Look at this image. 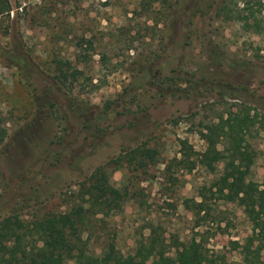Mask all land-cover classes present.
I'll return each mask as SVG.
<instances>
[{
    "label": "rangeland",
    "instance_id": "374dc122",
    "mask_svg": "<svg viewBox=\"0 0 264 264\" xmlns=\"http://www.w3.org/2000/svg\"><path fill=\"white\" fill-rule=\"evenodd\" d=\"M8 2L9 15H0V115L7 129L0 220L17 214L26 226L78 205L88 209L78 183L145 143L157 152L154 163L111 173L122 198L86 213L80 249L99 255L114 243L126 256L153 236L172 256L173 244L195 239L221 264H244L252 223L242 207L208 192L222 163L212 172L201 166V132L230 111L253 119L244 145L249 179L264 197V33L217 15L221 0ZM81 37L94 50L77 49ZM55 58L82 71L71 92L52 78ZM37 238L21 244L30 248Z\"/></svg>",
    "mask_w": 264,
    "mask_h": 264
},
{
    "label": "trees",
    "instance_id": "16d2710c",
    "mask_svg": "<svg viewBox=\"0 0 264 264\" xmlns=\"http://www.w3.org/2000/svg\"><path fill=\"white\" fill-rule=\"evenodd\" d=\"M11 10L8 0H0L1 16L3 14L8 16ZM263 12L264 0H221L217 9V15L237 21L244 30H252L256 34L264 33ZM93 46L92 40H85L83 37L76 43L77 49H85L84 51L94 50ZM81 57L84 58L85 55ZM52 68V78L55 83L67 88L70 92L75 88L74 83L82 75V71L72 68L68 60L61 58L53 60ZM48 105L52 107L53 103ZM252 120L247 114L240 116L238 112L230 111L226 117L221 115L216 117L215 121L206 124L203 127L204 132H201L206 149L199 163L208 172L215 169V164L222 163L220 177L214 181L208 192L218 194L225 202L236 203L243 208L253 229V236L249 237L246 245L241 248L243 263L264 264V261L260 259V253L264 247V197L258 190V185L249 179L252 158L244 145L246 142L244 128L247 124H252ZM177 121L173 120L174 123ZM6 137L7 129L0 115V145ZM220 143L223 144L221 151L217 150ZM156 155V150L147 148L145 143H142L135 148L123 151L117 157L107 161L105 165L96 168L88 178L78 183L77 193H80L82 201L89 204L86 210L82 205H78L70 212L59 215L50 214L26 226L20 222L17 214L1 219L0 264H65L71 260H74L76 264H147L148 262L151 264H221L209 257L201 243L195 239L186 243L173 244L172 256L168 255V246L164 240L155 239L153 236L144 241H137L134 253L126 256L117 252L114 243H110L99 255L85 254L78 246L77 241H80L76 238L78 226L84 225L86 213L92 215L100 213L109 203L122 198L110 185L111 173L122 170L125 166H133L134 170L145 171L149 164L154 163ZM175 162L181 163L182 160L175 159ZM185 166L191 171L195 163H188ZM196 206L199 211L204 210L202 203ZM33 235L38 238L32 247L21 244V239ZM257 239L259 244L252 249L253 242ZM236 247H238L237 243Z\"/></svg>",
    "mask_w": 264,
    "mask_h": 264
}]
</instances>
